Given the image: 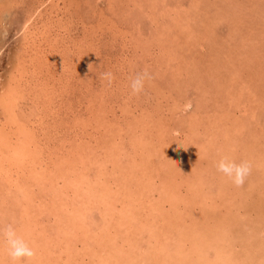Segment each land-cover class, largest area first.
<instances>
[{"label":"rangeland","instance_id":"374dc122","mask_svg":"<svg viewBox=\"0 0 264 264\" xmlns=\"http://www.w3.org/2000/svg\"><path fill=\"white\" fill-rule=\"evenodd\" d=\"M119 1L0 0V96L4 90H9V86L11 87L16 99L18 98L17 103L24 106L22 114L25 117L27 115L26 118H21V121L29 127L32 126L30 121L35 119L30 117L29 113L33 112L32 107L35 108L36 104L39 115L36 125L39 127L33 131L37 135L38 145L45 159L56 158V151H59L56 149H59L60 145H74L79 140V143H84L79 150L84 159L82 170H84V176L91 182L90 187L86 188L90 191L86 190V192L91 199L104 195L108 199L106 202L101 199L95 200L94 203H91L90 199L86 206H82L75 203L73 196L69 195L66 201L69 203L53 214L49 225L47 223V230L49 231L51 226L54 229L64 230L69 237H72V242H75L76 248H71L84 251L75 254L74 251L68 250L60 253V256L70 255L65 264H96L97 260L93 262L90 258L92 256L96 259V252L102 250L101 245L99 247L97 245L98 240L93 238V236L96 238L94 233L100 231V235L105 234L117 240L120 248L118 260L121 264H137L139 256L144 255L142 249L157 250L152 264L162 262V264H210L208 259L214 257L215 249H223L222 234H226L224 238L229 242L228 245H234L237 241L247 250L241 248L231 250V253L236 255L235 260L226 261L223 257L217 261L212 260L214 264H252V262L264 264V244H262L264 241V168L260 172L261 167L257 168L256 164L249 162V158L252 159L255 153L253 150H261L260 147H264V16L257 18L255 27L253 23H250L252 19L247 18L249 13L244 11L240 14L238 11L236 13L240 21L228 23L223 19L221 9L224 8L223 1L225 4V1L227 3L229 0H208L203 7L208 9L212 19L215 17L216 9L214 8L218 6L220 10L217 11L223 15L216 22H211L212 30L208 33L211 42L204 44L205 41H203L199 44L200 47L184 49L183 40L189 33H186L188 28L184 30L181 37L177 38L170 32L172 27L167 25L161 16L167 1L172 0H162V2L153 0V3L151 0L150 7L148 0H143L145 1L143 3L140 0L143 6L145 4L147 6L143 9L138 5L139 0ZM177 1H179L178 9H181L186 7L189 0ZM195 1L194 7L198 8L197 14L202 15V1ZM235 1L242 2L238 5L239 8L247 6L250 10L256 9L257 12L255 11L253 17L264 11L262 10L264 0H231V3ZM136 7L142 10L139 8V11ZM144 8L146 14L143 12ZM233 8L229 9L234 10ZM129 11H132L131 14ZM199 14L197 20L200 23ZM173 16L178 15L176 13ZM203 17L202 22H204ZM158 22L160 25L156 27ZM130 25H136L135 29ZM162 25L165 29L167 27L166 33L168 32L170 37L168 39L167 34H164L166 37L164 47L168 44V48L171 46L178 48L177 52L172 50L176 54L167 62L164 60L167 56L158 50L156 44L148 46V42L152 41L151 38L154 36H148L144 39L146 41L139 42L138 45L133 44L135 37H141L144 31L146 35L147 33L152 35L156 30L161 33L164 29ZM137 27L140 28L137 29ZM172 35L179 42L172 41ZM86 47H90L91 51H88ZM165 49L167 50L166 47ZM33 65L37 68L36 79L35 75L29 72L31 68H35ZM144 71L148 73V76L144 80L143 89L133 93L130 81L137 73ZM37 85L43 89L38 88ZM140 99H142L141 102ZM2 108L0 104V125L5 122ZM128 111L134 119L140 118V121L136 120L137 125L148 124L144 130L138 132L141 137V133H145L146 130L148 136L142 143L144 147L154 151L155 147L160 148L162 143L167 142L169 147H166L165 151L169 157L172 156L170 141H174L181 147L180 151H183L181 152L183 154L179 151L172 156L173 158L170 157L174 161V166L177 165L175 160L179 159L178 167H175L181 178L174 180L169 176L168 172L171 170L165 165L172 162L170 159L167 161L165 159L166 163L155 161L153 164L152 156L147 157L145 154L146 156L142 158V154L136 152L138 155L136 160L149 164L145 166L144 176H141L144 179L136 181L135 185L128 186L129 189L124 193L131 191L136 197L135 194L139 193V189L141 194L146 190L150 191V197L147 192L148 199L141 196L137 198L138 203L127 202L126 211L131 209V217L137 218L130 219L131 221L127 222L128 227L121 224L119 226L114 220L109 225V231L95 228L85 230L84 225L87 229L86 225L91 221H99L100 217L105 216H100L101 212L107 213L113 219L112 214L108 213V208L113 205L111 199L115 194L113 191L115 187L114 179L108 180V175L113 178H122L121 173H124L128 177L126 176L127 180L121 184L130 185L131 176L125 170L126 168L123 169V166L128 167L126 153L121 151L123 155L119 154L117 151L119 147L116 148L106 140L107 138L115 139L120 145L123 144L121 148H125L126 151L125 145L129 138H127V127L124 121L129 118L125 115ZM140 111L147 112L149 116L147 115L145 120L141 119ZM103 124L107 125L106 128ZM105 132L108 133L106 138ZM149 135L151 140L148 138ZM222 157L237 163L246 161L250 165V172L239 187L217 171L215 162ZM51 160L47 162L52 164ZM54 163L59 165L57 161ZM51 164L47 166L49 168H47L48 171L46 170L47 173L45 172L46 175L45 173L41 175L40 184L45 181L47 175H50L49 170L52 166L55 168V165ZM28 170L26 167L21 168L22 175L19 183H22L28 196L32 194L35 205L41 200L36 196L38 191L36 183L32 184L31 181L35 175ZM94 178L98 179L94 180ZM169 183L176 189L174 195L168 196L161 191L163 195L159 196L160 192L157 190L162 187L164 190V186L169 189ZM187 185L190 187L186 188ZM94 186H99L100 191L105 193L96 196L93 192ZM119 194L115 197L121 201L119 197L122 194ZM119 200H114L116 207L121 206ZM56 202L59 205L66 204L59 199ZM146 211H148L149 219L144 220L143 223L145 226L148 224L149 230H146L145 226L140 227L143 220L140 215L145 214ZM118 213H120L119 210ZM138 214H140L139 217ZM239 215L243 216L239 217ZM249 217L258 224L260 222L253 228L256 231L252 240L249 238V233L243 237L237 236L236 232V228L241 229L237 221L247 220ZM121 218L122 216L120 221ZM32 223L37 226V222ZM229 224V229L235 230L232 231L235 235L233 238H230L229 230L227 233L222 231L223 226ZM197 229L198 233L195 232ZM20 232L25 233L23 229ZM209 232H212L215 237L205 240L203 237L210 236ZM217 234L220 236H216ZM83 237L84 240L89 238L88 243L84 241V245ZM0 244H2L0 250L3 248L8 250L3 240H0ZM88 244L90 246H87ZM45 245L40 247L38 244L35 250H58L54 244ZM107 249L111 250L108 247ZM109 255L111 260L116 261L113 253L110 252ZM52 256L54 258L58 255L54 253L50 257ZM18 261L20 264H26L25 258L15 262ZM10 263L14 264V261Z\"/></svg>","mask_w":264,"mask_h":264},{"label":"bare ground","instance_id":"6f19581e","mask_svg":"<svg viewBox=\"0 0 264 264\" xmlns=\"http://www.w3.org/2000/svg\"><path fill=\"white\" fill-rule=\"evenodd\" d=\"M149 1L151 2V0H148V3H149ZM175 1H177V0H175ZM175 1L174 0H172L171 2L170 1H167L168 3H166L165 7H163V11H162L163 13L161 14V16L164 18V20L166 21L167 25H170L172 27L171 28L172 31L170 30V32L171 33H174L177 38L181 37L183 35V33H184V30L188 28V31H186V33H188V32L189 33H188V35L185 33L186 34V36L184 37L185 39L183 38L184 39L183 40V44H184V47H185L184 49H186V47H197V46H199V44H202L203 41H205L204 44H206V42L207 43L208 42L210 43L211 41H210V37H208L209 36L208 33L210 32V30H212V28H211L210 25H213V24L211 22L212 21L213 22H216V20L220 16H223L224 15L223 19L225 20V22H228V23L238 22V21H240V19L237 17L238 13H236V12L239 11V13L241 14L242 12L245 11V13H249V15L247 16V18H248V20L250 18L252 19L250 23L251 24L253 23L254 26L257 25V23L255 22V21H257V18L258 17H261V16L262 17L264 16V14H263L264 11H263L262 14L259 13V14H257V16L253 17L255 15V11L257 12L256 9L255 10H250V7H247V6L246 7H243V8H239L238 5H240L242 3L241 1H240V3L239 2H236V1H235V3L234 2L231 3V0H229V2H227V3L225 1V4H224V1H223V6H224V8H226V10H224V8L221 9V12H222L223 15H220V13L217 11V10H220L219 6L216 7V8H214V9H216L215 10V13H214L215 17H214V19H212L211 13L208 12V9H204V7H203L205 4L208 3V0H200V1L197 0L198 2H201L202 1V4H203V5L201 4L202 5V7H201L202 15H201V13L200 14L198 13V14L200 15L201 18H202V16H204L203 17L204 18V22H202L203 19L201 20V18L198 17L199 20H200V23H199L198 20H197V16H198L197 10H198V8L195 9V7H194V5L196 3L195 0H189L187 2V4H186V7L184 6L181 9H178L179 8V4H178L179 1H177V2H175ZM119 2H121V1H119ZM125 2H126V0H125ZM130 2H131V0H130ZM139 2H140V0H139ZM141 2L143 3L145 1L141 0ZM141 2L138 3V5L140 7H142V9H143V7H145L146 4H145V6H143L141 4ZM161 2H162V0H161ZM246 2L247 1H245V3ZM151 3H153V0H152ZM247 3H249V2H247ZM128 4L129 3H127L128 9H129L130 6ZM226 5H227V7H226ZM229 5H230V7H234L233 8L234 10L229 9L230 8ZM125 6H126V4H125ZM148 6L150 7L151 4L149 3ZM122 8H121V10H122ZM139 8H137V9L140 11L141 8L140 9ZM145 8H144L143 12L144 11L146 12V9ZM149 9H147V10H149ZM263 9L264 8L262 7V10ZM122 11H124V10H122ZM133 11H134V9H133ZM129 12H128V14H129ZM131 12H130V14H131ZM171 12H173V13L170 16V13ZM144 13H143V15L146 14V13L145 14ZM176 13H177L178 16L174 17L173 14L175 15ZM226 13H229V14L227 15ZM148 15H149V13H148ZM136 17H138V16H136ZM150 17H152V15ZM157 17H160V16H157ZM252 17L254 18V20H253ZM132 18L135 19V17H132ZM209 18H211V19H209ZM208 19H209V22L207 21ZM136 20H138V19L136 18ZM136 20L135 21L133 20V22H136ZM155 20H158V19H155ZM148 22H149V20H148ZM206 22H208L209 24L206 23ZM135 24L137 25V23H135ZM202 24H203V26H202ZM146 25H147V23H146ZM158 25H160L159 22H158V24H157L156 27H158ZM130 26H132V25H130ZM135 26L133 25L132 27L134 28ZM154 26H155V24H154ZM162 26L164 28V25H162ZM138 28H140V27H137V29ZM151 28H152V26H151ZM163 28H161V29H163ZM164 29L162 31L160 30L161 33H159V31L156 30L155 32L152 33V35H148L149 33H147V35H146L145 34L146 31H144V32H142L143 34L140 33L142 35L139 34L141 37H139V38H138V36L135 37L136 40L133 42V44L134 45H138L139 42L146 41L144 39L148 38V36H154V37L151 38L152 41H149L148 42V46H153V45L155 46V44H156L158 50H160L161 52H163L164 55L167 56V59H164L167 62V61L170 60V58L173 57L174 54H176L172 50H174V51L177 52L178 51V48H175V47H172V46L170 48H168L167 47L168 44H167L165 47L167 48L168 51L165 49V47H164L165 42L164 41L166 40V37H165L164 34H167L166 36H168V39H170V37H169L168 32L166 33L167 27L165 29V32L163 33ZM140 31H142V30H140ZM147 32H148V30H147ZM29 33H30V31H29ZM136 35H138V34H136ZM172 37H173V35H172ZM174 37L171 40L172 41H178V39H174ZM148 40H150V38ZM86 48H87L88 51H91L90 47H86ZM166 51H167V53H166ZM38 60L40 61L42 59H38ZM39 61H37V62H39ZM166 62H165V65H166ZM137 64H139V63H137ZM35 65H33V67ZM177 65H179V63ZM29 68H31V67L29 66ZM35 71H37L36 66H35V68H31V70L29 72H30V74L31 73L34 74L35 75L34 78L36 79V76L37 75H36V72ZM29 76H31V75H29ZM32 78L33 77H31V79ZM28 79H29V77H28ZM18 82H20V81H18ZM12 84H15V83H12ZM18 85H19V83H18ZM38 88H40V87L38 86ZM44 88H46V87H44ZM40 89H43V88H40ZM5 91L7 93H5ZM12 91L13 90L9 86V90L8 89L7 90H4L2 96H0V104H2V106H3L2 112H3L4 118H5V122H3L0 125V227L5 226V225H8V224H12L13 228L16 231V234L20 238H22L25 241V243H27L33 249L34 256L32 258H30V259L25 258L26 259V261H25L26 264H65L68 261V256L70 257V255L69 254L62 255L64 257H61L60 256V253H62V252L64 253L65 251L71 250V251H74L75 254H77L78 252H83L84 250H76V249H74V248H76L75 245H74L75 242H72V237H69V235H67V233L64 230H62L60 228L54 229V227L51 226L50 230L48 231L47 230V228H48L47 227V223L49 225V222H51V220L53 218L52 217L53 214H55L56 211L58 212L59 208L61 209L63 206H67V204L69 202L66 203V201H67V198L69 197V195H72L73 196V200H74L75 203H79L82 206H86L85 204L86 203L88 204L89 201H90V199H91L90 198V195H88L87 192H86V190H87L86 188H89L90 187L91 182H90V180H89L88 177H85L84 176V170H82V169H84V159H83V156L80 154V151H79V150H81V147L84 146V143H79L80 142V140H79L74 145H68V144H67V146L66 145H64V146H62V145L58 146L57 145L59 147V149H56V150H59V151H56V158H52V160H51L50 157H49V159H47V158L45 159L43 157L44 155H43L42 149L39 148L40 145H38V139L36 138L37 135L35 133L36 129L39 127L38 125H36V123L38 122L37 117L39 116L38 115V107L35 106L36 105L35 104L34 105L35 108L32 107V109H34L33 112H30L29 113L30 117L35 118L32 121H30L32 123L31 124L32 126L31 127L25 126L26 123H23V121H21L22 120L21 118H24L25 117L24 114H22V108L24 106L22 107V106H20L17 103L18 98L16 99V96H15L14 92H12ZM141 101H142V99H140V102ZM29 110L32 111L31 109H29ZM124 111H126V109H124ZM140 112H141V119H143V120H145V118H147L149 116L147 114V112H144V111H140ZM33 113H34V115H33ZM129 113H130L129 111L125 113V115L128 116L129 118L124 121L125 122V126L127 127V131H126L127 132V138H129V140L126 141L127 143L125 145V147L127 148L126 151H125V148H121V145H123V144L120 145L119 142H116L115 141V139L109 140V138H107L106 140H108L116 148L119 147L117 149V151H118L119 154L123 155L121 153V151L123 153L124 152L126 153L125 154V157H126V165H128V167L127 166H125V167L123 166V169L126 168L125 170L131 176L130 177V182H129L130 185L121 184L122 182L124 183V180H127V177H128L127 175H126L127 176L126 177L124 175V173H121V175L123 176L122 178H119V177L118 178L117 177L116 178H113L111 175H108V177H107L108 180L114 179L113 186L115 187L114 190H113V191H115L114 192L115 194L112 197L113 199H111V201L113 200L112 201L113 205L110 206L111 208L110 207L108 208V213L109 214H112L113 219L107 213H105L104 210H103L104 213L101 212L100 213V216L101 215L102 216L105 215V216L100 217L99 218V221H95V220H94V222L91 221V223H89V224L86 225L87 226V229H86V227L84 225V229L85 230H88V228L89 229L95 228L96 230H100V229H106V230H108V229H110L109 225H111L112 224L111 222L114 221V220H115L116 224H119V226L121 224L122 226H127L128 227L129 224H127V222H130L131 221L130 219L137 218L136 216L131 217V214H130L132 212L131 209H129V210L126 211V206L128 205L127 202L136 201L138 203L139 200L137 198H139L141 196L146 197L147 196V192H148V197H150V191L149 190H146V192H143L141 194V190L138 188L139 189V193H136L135 192L136 193L135 194L136 197L133 196V193L131 191L129 193H127V194L124 193V192L127 191V189H129L128 186L135 185L134 183L136 181H138V180L140 181L141 179L142 180L144 179L141 176H144L143 175V172H145L144 171L145 166H147V164H149V163L143 164V163H141V160H140V162L138 160H136V159H138L137 158L138 155H136V152H139L140 154H142V156H141L142 158H144L146 155H147V157H148V155L149 156H152L153 157V164L155 163V161H157L159 163H162V162H165V159H166V161H167V159H170L172 162L167 163L165 165V166H168V168L171 170V172H168V173H170L169 176L173 177L172 179H174V180L178 179V177L181 178V176H179L177 174L178 173V170L176 168V167H178V164L180 162V161H178L179 159L178 160H175V158H174L175 164H177V165H175L176 166L175 167L173 165L174 164V161L170 158L173 155H176L181 150V147L178 146L174 141H170V144H171L170 145L171 146L170 148H171V152H172V154H171L172 156H170V157L168 156V153L165 151V148L166 147H169V143H167V142L162 143L160 148L155 147L156 149L154 151L152 149H147L142 144L143 141H145V139L148 136V135H146V130H145V133L144 132L141 133V137H140V134L138 132H140L141 130H144V128H146L148 124L140 123V125H137L136 124V120L137 121H140L139 120L140 118L134 119V117H132V115H130ZM26 117H27V115H26ZM122 119H123V117H122ZM95 120H98V118H95ZM84 122L86 123V121H84ZM108 122H106V124L107 125H110ZM119 123H117V124H119ZM27 125H29V124H27ZM107 125L103 124V127L106 128ZM120 127H122V126H120ZM33 130H35V131H33ZM105 133H104V136L106 138L107 135H108V133H106V134ZM157 136H155V137H157ZM38 138H39V136H38ZM110 138H112L111 135H110ZM148 138L150 139V135H149ZM78 139H80V138H78ZM215 145H216V143H215ZM230 147H231V145H230ZM260 149L261 150H258V149L253 150L255 153L252 156V159H251V157L249 158V162H251L253 165L256 164L255 166L257 168L258 167H261V170H259V171L262 172L263 171V168H264V147H260ZM187 151H185V154L187 153ZM128 152L130 154H128ZM181 152H183V151H180L179 153L180 154H183ZM78 153H79V156H78ZM201 153H203V152H201ZM240 155H241V153H240ZM48 160H51L52 164L50 162L48 163L47 162ZM55 161L58 162V164H59L58 166H57V164L55 165V163H54ZM80 163H81V165H80ZM48 164L55 165V168H54V166H52V169L49 170L50 175H47L45 177V181L44 182L42 181L43 183L40 184L39 181H40L41 175L43 173H45L46 170L48 171V169H47V168H49V167H47ZM98 165H100V164H98ZM22 167L23 168L24 167L28 168L29 169L28 171H30V173H33L35 175L32 178L31 181H32V184L36 183V185L38 187V191L36 193V196L41 200V202H39V203H37L35 205H34V203H35L34 202V198L31 197L32 194H30L28 196L25 193L26 190L22 187V183H19L20 176L22 175V173L20 172V170H21ZM36 168H37V170H36ZM49 172H48V174H49ZM173 172H175V173H173ZM46 173H45V175H46ZM179 174H181V173L179 172ZM70 175L72 177H70ZM254 176H256V175H254ZM83 177H84V179H83ZM98 178H99V176H98ZM98 178H94V180H97ZM59 182H61V185H59ZM263 182H264V180H263ZM119 183H120V187H119ZM137 184L140 187L139 183H137ZM105 185H108V184L105 183ZM87 186H89V187H87ZM168 186H169V189H166L167 188L166 186H164V190H163V187H162V189H158L157 191L160 192L158 195L160 196L162 194L161 191H164V194H168V196L174 195V191L176 189L173 188L170 185V183H169ZM148 187H149V185H148ZM189 187H190V185H187L186 186V188H189ZM251 187H253V186H251ZM69 188L71 190H69ZM93 189H94L93 192L96 194V196H99V194L100 195H103L105 193V192L100 191L99 186H97V187L94 186ZM131 190H132V188H131ZM87 191H90V190H87ZM69 192H71V193L74 192V193L71 194ZM119 193L122 194V196L119 197V198H121V201L119 199H116V197H115V195L118 196ZM235 195H236V193H235ZM159 196H157V197L160 198ZM148 197H146L145 199H148ZM57 199L62 200L63 201L62 203H66V204L59 205L56 202ZM100 199L101 200H105L104 202H106L108 200V199H106V195H104V196H99L97 198L94 197L93 199H91V203H94L95 200L98 201ZM114 200L115 201H118L119 200V202L121 203L120 204L121 206L120 207H116ZM54 201H55V203H54ZM124 202H125V204H123ZM60 204H61V202H60ZM129 205H130V203H129ZM134 207L136 208L135 205H134ZM118 210L120 211V213H118ZM174 213H175V211H174ZM222 213H224V212H222ZM139 215L140 214H138V217H139ZM56 216L57 215H55V217ZM120 216H122L121 221H120ZM140 216L143 218V220H142V222L140 224V227L142 226V228H143V226H145V224L143 223L144 220L147 221L149 219L148 211H146L145 214H141ZM242 216L239 215V217H242ZM227 218H228V216H227ZM110 219H112V220H110ZM183 219H185V218H183ZM257 219H258V217H257ZM247 220H243V221H240L239 220V221H237V224L240 225L241 229L236 228V232H237V236H243V237H244V235L246 233H249V238H250V240H252L253 239V236L255 235V231H256L253 228L255 226L259 225L260 222L258 224L257 222L252 221L251 220V217H249ZM32 222H34V223L37 222L36 225L38 227L35 226ZM226 222H228V220ZM152 224H153V222L151 221V226H152ZM230 224L229 225H224L222 231H223V233H227L228 230H229V236L231 235L230 238H233V237H235V235L232 233V231L234 232L235 230H234V228H233L232 231H231V229H229ZM147 225L148 224H146L145 228H146V230H149V226H147ZM36 227L37 228L40 227L41 229L39 228V230H38ZM22 229L25 231V233H23V234H21V232H20ZM61 231H63V232H61ZM192 232H194V231H192ZM195 232L198 233V229L195 230ZM99 233H100V231H99ZM99 233H97V231H96V233H94L95 236H96V238L94 236H93V238L95 240L96 239L98 240L97 245H98V247H99V245H101L102 250H99L98 253L96 252V259H95V257L92 258V256H91L90 260L92 259L91 261H93V262L97 260V263L96 264H121L120 261L118 260V256L120 254V252H119L118 249H120V248H119V245H118L117 240H115V238L112 239L108 235H105V234H101L100 235ZM209 233H210V236H208L206 238H205V236L203 237L205 240H210V239H213L215 237V235L212 232H209ZM225 235L222 234V236H223L222 239L223 240L221 239V237H218L219 239H221L223 241V249H221V250L215 249V255H214V257L208 259V262H210V264H214V262H212V260L214 261L216 259V261H217L219 258L222 259L223 257H224V259L226 261L235 260V256L236 255L234 253L232 254L231 253L232 252L231 250H237L239 248H241L242 250L243 249L247 250L246 247H243L242 244L240 242H237V241H236V243H234L233 240H230V242H233L234 245H231V244L228 245L229 242L224 238ZM216 236H220V235L217 234ZM84 241H87V243H88L89 238H87L86 240H84V237H83V241H82L83 245H84ZM225 242H226V244H225ZM38 244H40V247L44 246L45 244H49V246L54 244V246L58 250H46V251L35 250L36 249V246ZM262 244H264V241L262 242ZM0 245H2V244H0ZM104 245H106V246H104ZM87 246H90V245L88 244ZM87 246H85V247L88 249L89 247H87ZM71 247H74V248H71ZM107 247L109 249H111V250H108ZM72 249H74V250H72ZM156 251L157 250H150L149 251V249L148 250L142 249V254H144V255L139 256V259H137L138 260L137 261V264H148L149 261H150L149 264H152V260H153L154 256L156 255ZM110 252L114 254L116 261L114 259L111 260L109 258L111 256V255H109ZM54 253H56L58 256H54L55 259L52 256V258H53L52 259L50 256H51V254H54ZM44 254H46V255H44ZM104 258L106 259L105 261L103 260ZM123 258H124V256H123ZM10 259L11 258L9 256L8 250H6V248H3V250H0V264H11L10 262H13V261H12V259L11 260ZM244 260H246V259H244ZM34 261H35V263H34ZM262 262H263V260H262ZM240 263H241V260H240ZM14 264H20V263L18 261V262H14ZM67 264H69V263H67ZM252 264H253V262H252Z\"/></svg>","mask_w":264,"mask_h":264},{"label":"clouds","instance_id":"9594fccd","mask_svg":"<svg viewBox=\"0 0 264 264\" xmlns=\"http://www.w3.org/2000/svg\"><path fill=\"white\" fill-rule=\"evenodd\" d=\"M110 79V74H108ZM146 71L137 73L130 81V87L133 93H138L143 89L144 80L147 78ZM215 167L218 172L227 177L234 185L239 187L244 183L246 176L250 172V165L246 161L239 163L222 157L215 162ZM0 240L7 244L8 254L12 261L20 260L21 258H32L34 256L33 249L20 238L12 224L0 227Z\"/></svg>","mask_w":264,"mask_h":264}]
</instances>
